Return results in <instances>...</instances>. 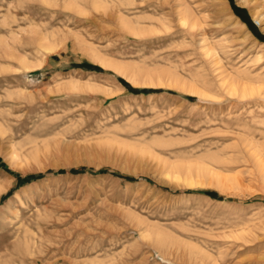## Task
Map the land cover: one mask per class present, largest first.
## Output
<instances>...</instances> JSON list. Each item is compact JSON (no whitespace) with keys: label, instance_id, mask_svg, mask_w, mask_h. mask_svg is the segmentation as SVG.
Here are the masks:
<instances>
[{"label":"rangeland","instance_id":"374dc122","mask_svg":"<svg viewBox=\"0 0 264 264\" xmlns=\"http://www.w3.org/2000/svg\"><path fill=\"white\" fill-rule=\"evenodd\" d=\"M93 2L0 0V264H264V0Z\"/></svg>","mask_w":264,"mask_h":264},{"label":"bare ground","instance_id":"6f19581e","mask_svg":"<svg viewBox=\"0 0 264 264\" xmlns=\"http://www.w3.org/2000/svg\"><path fill=\"white\" fill-rule=\"evenodd\" d=\"M94 2L96 3V0H94ZM93 2V3H94ZM73 5V3H71ZM98 6V5H97ZM70 7V5H69ZM68 7V8H69ZM76 9V8H75ZM77 9H80L77 7ZM98 9V8H97ZM72 10V9H71ZM75 11V10H74ZM81 11V10H79ZM184 14V13H183ZM182 14V15H183ZM188 14V13H187ZM187 19H189V16H181V23L184 26H188V21ZM124 20H121V22H123ZM124 23V22H123ZM128 23V22H127ZM126 23V24H127ZM191 23V22H189ZM125 24V25H126ZM130 24V23H129ZM123 25V24H122ZM130 33L134 31L133 28H130L128 25L126 27ZM125 28V29H126ZM241 28H243V30H245L244 28H246V26L244 24H242ZM128 31V32H129ZM242 33V32H241ZM140 34V33H139ZM55 46V45H54ZM51 46V45H47L45 43L41 44L42 49L46 52V53H51L53 51H55L56 47ZM103 63V62H102ZM105 63V62H104ZM108 64V63H107ZM104 65V64H103ZM110 65V64H108ZM25 68L30 69V67L25 63L23 65ZM112 66V65H110ZM109 67V66H108ZM113 67V66H112ZM114 68V67H113ZM116 70H120L119 68H115ZM171 85H173L174 87H178L180 88L181 86L179 85L178 80H174L172 81ZM241 86V85H240ZM239 84L238 86H232L230 87L228 90L230 92L231 95L233 96H239L241 97L243 100L245 99H251L253 97L256 96H260L263 97L264 95V91L263 89L260 88H255V87H246V86H241L240 87ZM189 92L191 93H197L194 89L190 88ZM228 92V93H229ZM240 98V99H241ZM241 99V100H242ZM264 99V97H263ZM262 106V105H261ZM262 134V133H261ZM246 135V134H245ZM264 137V136H263ZM241 138V137H240ZM239 143H241V148H242V152H245L248 156H249V160L247 162H251L254 166L255 169V173L257 174V176L261 179V182L263 183L264 186V138L262 140H258L254 137L251 138L247 136V138L242 139V141H240ZM251 176V175H250ZM257 180V179H256ZM3 187V186H1ZM0 190H4L1 189ZM1 193V192H0ZM20 201V200H19Z\"/></svg>","mask_w":264,"mask_h":264}]
</instances>
